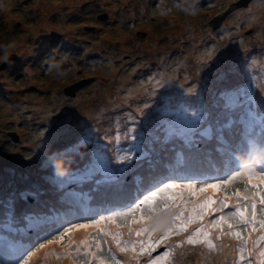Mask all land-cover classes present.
Listing matches in <instances>:
<instances>
[{"label": "rangeland", "instance_id": "rangeland-1", "mask_svg": "<svg viewBox=\"0 0 264 264\" xmlns=\"http://www.w3.org/2000/svg\"><path fill=\"white\" fill-rule=\"evenodd\" d=\"M233 1L236 0H0V43L15 41L23 51L22 55H12L10 62L0 63V161L23 167L13 170L6 165L4 170V164H1L0 184L6 187L13 177H19L10 185L7 197L12 204L17 203L18 196L25 199L18 203L17 210L21 218L31 215V223L27 230L19 226L12 230L11 222H5V225L14 241L27 240L25 235L31 234L30 243L31 240L37 243L23 253L27 255L39 249L40 257L37 258L35 253L28 264L34 259L38 260L37 264L56 263V256L72 253L68 240L52 244L39 241L43 233L54 239L60 232L44 228L43 225L50 221L37 215L45 214L47 210L48 191L60 194L62 189L71 188L82 195L85 202L89 199L87 193L91 196L96 192L98 202L106 201L105 197L116 202L118 194L127 187L125 181L133 176L143 177L140 175L145 168L155 170L151 171L152 178L146 181L148 184L144 182L146 186L144 184L142 190L133 186V198H127L125 202L133 203L137 197L142 198L147 191L169 181L188 183L186 180H164L165 170L159 174L155 169L159 159L163 158L158 151L164 146L180 141L190 146L199 141L208 142L203 130L202 137L194 138L193 132L198 125L185 111L210 113V117H205L208 121L205 128L213 130L221 128L228 118L239 120L244 124L243 132L248 131L245 124L251 126L255 144L264 146V0H251L247 5L237 7L226 16L224 23L212 29L209 20L224 7L229 9ZM104 13L106 16L100 17ZM221 52L229 54V61L237 70L227 80H220L217 75ZM52 56L65 60L66 75L57 77L46 71L43 62ZM81 78L86 80L74 95H66L65 88ZM159 80L166 82L164 88H157L156 81ZM189 88L194 91L190 93ZM236 88H240L242 102L237 105V94L233 92L225 99L228 104L237 106L224 108L218 94L224 89ZM250 96L256 100L255 108L248 103ZM199 105L201 107L197 108ZM58 115L68 118L67 135L48 133ZM28 122L31 127L24 126ZM235 126L230 130L234 131ZM132 128L135 132H129ZM238 144L242 157L239 163L238 158L230 163L231 167L238 165L236 169L225 175L222 171L226 159L218 157L215 160L222 165L221 174L225 175L222 179L240 174L243 160L251 158L249 139L240 137ZM28 145H31V155L25 158L20 148L25 150ZM63 149L68 151L62 152ZM126 154L133 155V160L124 165L110 164L108 160L114 161ZM56 159H63L65 165L70 166L68 177L53 176L52 162ZM176 169L183 171L179 163ZM260 171L261 174L253 175V183H258L257 178L264 176V168ZM42 173L48 178L41 177ZM193 173L206 174L204 171ZM248 175L240 174L229 184L221 185L222 190L213 195V199L219 202L223 196H231L232 211L238 204L247 203L238 201L233 194L237 190L243 194L246 188L249 195L255 191L248 183ZM194 180L199 186L205 182L216 183L219 179ZM99 185L110 187V190ZM112 187L118 190L113 191ZM6 194L0 192V216L3 217H6L3 211L8 210L5 209ZM206 195H212V192L202 195L199 200ZM118 207L110 210L100 204L95 207L93 216L99 218L128 212V207ZM85 208V205L77 208L79 218L89 213ZM8 214L12 218L14 210ZM249 214V211L245 213ZM133 215L139 217L140 213L116 216L111 230L103 229L109 233L118 231L121 244L128 242L129 253H124L128 261L148 264V254L139 252V241L147 240V234L135 235L139 225H132L131 234L128 231ZM214 215L216 213L188 225L186 238L177 237L176 233L181 232L172 231L160 246L164 249L158 252L160 247L157 248L152 258L168 252L162 264H216V250L224 241L216 240L220 235L218 229L210 231L213 247L202 238L198 243H187V237L196 229L207 227ZM51 225L56 226V223ZM242 227L252 230L244 224L233 228L244 234ZM21 229L22 233L19 232ZM159 235L155 234L153 240ZM96 239L103 247L98 250L94 243L93 252L100 258L90 255L89 259L95 261L92 264H100L101 259L104 264H119L116 256L123 252L112 236L100 233ZM72 240L79 243L76 238ZM3 243L0 239L1 246ZM133 243L136 244L135 252L131 250ZM40 244L51 249L46 253L45 247L37 248ZM112 245L115 255L109 249ZM227 253L225 248L219 251L221 256ZM236 254L235 251L231 263L238 260ZM257 263L264 264V257L248 264ZM0 264H3L1 255Z\"/></svg>", "mask_w": 264, "mask_h": 264}, {"label": "snow or ice", "instance_id": "snow-or-ice-1", "mask_svg": "<svg viewBox=\"0 0 264 264\" xmlns=\"http://www.w3.org/2000/svg\"><path fill=\"white\" fill-rule=\"evenodd\" d=\"M221 66L217 69V75L220 80H227L231 76L236 73V69L232 66L229 61V54L225 52L220 53ZM211 58V56L209 57ZM166 82L163 80L156 81L157 88H164ZM188 91L192 93L194 90L189 88ZM235 92L237 94L236 101L237 105H239L243 97L240 95V88L236 89H224L218 95L221 98V103L224 108H231L237 105L228 104L225 99L230 93ZM248 103L252 108L256 106V100L254 96H250L248 99ZM210 113H202L197 110H189V116L191 119L197 122V128L194 130V136H200L202 130L205 128V124L208 123L206 116L210 117ZM68 118L63 117L62 115H58L52 121V127L48 129V133L50 135H67L68 126L67 121ZM204 121V123H201ZM210 131V128H209ZM129 132H135V129H129ZM132 139H135V136H132ZM116 140L119 141V135L116 136ZM110 164H118L124 165L126 162H131L133 160V155H121L114 161L108 159ZM240 174L236 173V176ZM236 176H229L226 179H219L216 183H201L199 186L197 182L189 180L186 184H178L174 182L163 183V186H155L154 190H149L146 194H143L142 198L137 197L135 201H133L134 206L130 205L128 207L127 213H113L111 216H99V218H93L89 220L87 223H77L73 224L70 227H65L63 231L59 233V236L54 239L48 240L47 244H52L62 240L65 235L72 233L74 230L78 229H88L95 228L97 234L103 233L104 236H112V239L116 241L117 246L120 247L122 252L129 251L128 242H124L121 244L120 242V233L117 231L115 234L104 231L101 225L108 221L110 223H115L116 216H127L129 213H137L139 212V217L133 215L132 220L128 224L129 234L133 232L132 225H139L140 227L135 230V235L137 237H142L147 234V240L139 241V252L147 253L150 259L148 260V264H162L164 260H166L168 256V252L163 253V255H157L152 258V253L157 250L164 243L169 234L172 231H186L188 225L193 222H201L204 220L206 216L210 213H220V215L215 216L207 227H200L196 229L191 235L187 237V243L194 244L201 241L207 243L209 247H213L210 237L211 229H218L221 234H223L224 226L227 225V228L230 230L229 235L235 236L238 239H244L241 237L240 231H236L233 229V225L228 222L227 217L238 218L239 222L247 225L252 229L253 232L259 230L262 234L259 238L254 241L255 244H259L260 242H264V208L260 209L261 218L257 220V200L259 198V203L264 205V176L258 177V183H253V175H248V183L251 185L252 191L251 194H248V190L246 188L245 193H241L239 191L235 192L233 195L238 199V201H246L247 203L238 204L235 206V210H230L229 201L232 199L231 196L225 195L222 199H219V202L216 199H213V195L221 190V185H227L232 180L236 178ZM212 192V195H206L205 198L200 201L199 197ZM214 204H218L216 208L212 206ZM143 206V207H142ZM251 208L250 215H245L248 208ZM147 209V211H146ZM226 209H229L225 212ZM185 213L188 215L185 216ZM257 224L259 225V229H257ZM119 227V225L117 226ZM246 230V229H245ZM159 233L160 235L153 240V236ZM251 233H249V236ZM95 239V238H94ZM246 242V241H245ZM72 241L69 240V247L72 245ZM80 245L84 246L86 249L90 248L91 245L88 241H81ZM45 244H40V248L45 247ZM95 246L99 250L101 246V241L99 239H95ZM39 249H37L38 251ZM80 247L77 246L76 251L79 252ZM132 251H136V244L133 243L131 247ZM34 252H28L27 255H23L19 258L15 264H28L29 259ZM71 254V253H69ZM91 256L95 257V252L89 253ZM259 255L264 257V250H262ZM243 259V257H241ZM100 264H104V261L101 259Z\"/></svg>", "mask_w": 264, "mask_h": 264}, {"label": "trees", "instance_id": "trees-1", "mask_svg": "<svg viewBox=\"0 0 264 264\" xmlns=\"http://www.w3.org/2000/svg\"><path fill=\"white\" fill-rule=\"evenodd\" d=\"M225 9H226V7H224L218 13L224 11ZM222 23H224V21ZM20 72H21V70H20ZM200 107H201V105H199L197 108H200ZM185 114L189 115V111H185ZM24 126L25 127L26 126L31 127L30 122L24 123ZM234 126H235L234 131H231L230 129L233 128ZM243 128H244V124L239 122V120H235L233 118H228L224 122L223 126L221 128H219V129H216V130L210 129V131H209V128H205L203 130L205 138L208 139L207 143H200V141H199L198 143L194 144V146H190L187 143H185L183 141H180V142H177V143H173V144L164 146L163 148L159 149V151H158V155H161V157H164V158H161L163 161L161 159H159L162 162V164L159 161L157 162V164L155 166L156 167L155 169H157L156 172H159L160 170L161 171L165 170L164 177H163L164 180H169V179L179 180L178 173L176 172V166H177V164L179 162H183L184 164L188 163V164H185V165H186V169H188L190 171H191V167H190L191 165L192 166H194V165H196V166L202 165V166H204V170L209 168L207 172L210 173V174H213V176L215 178L218 177L217 175L222 176V174H221L222 165L218 164L217 162H215V160H217L218 157L219 158L222 157L223 159H226L227 161L230 160L231 158H233V155H231L227 151V149L229 148V150H230V147L233 144L237 143V140L240 137H244L245 139H249V141L251 140V141L255 142V140L253 139V133L251 131H248L247 133H244L243 132ZM5 137L7 138V136H5ZM200 137H202L201 134H200V136H194V138H196V139H199ZM256 144H258V142H256ZM22 148H20V152L22 153V155L25 158L29 157L31 155V150H30L31 149V145H28L27 147L25 146L24 148H27L25 150H23ZM165 152H167V154ZM169 153H172V154L170 155ZM167 156H169V157H167ZM237 156L240 157V152H237ZM165 157H167V159ZM171 157H173L174 159L171 158ZM231 160L233 161L234 159H231ZM172 161H174V162H172ZM1 164H4V163L0 161V166H2ZM224 164L226 165L224 168L228 169L227 168V165H228L227 162H224ZM6 165L9 166L10 168H12L13 170L14 169L23 168L21 166V164H20V166H12V165H10V162H7V163H5L3 165L4 166L3 167L4 170H5V166ZM165 167L167 169H165ZM0 169H1V167H0ZM147 169L148 168H145L142 171V174L140 176L144 177L147 174H148V176H145L144 178L143 177L134 178V176H133L129 180L125 181V184L128 187H125L123 189L124 191L122 190L121 193L119 194V196L122 195V194H124V195L126 194L124 196L125 200L127 198L128 199L129 198L130 199L133 198V195H134V194H132L133 193L132 192L133 186H135L138 189L142 190V185H140V184H142V183L144 184L145 181H149L152 178V177H150L151 176V171L147 170ZM216 169H218V170H216ZM27 170H29V168ZM49 171H51L50 168H49ZM43 176L45 178H48L47 174L42 173L41 177H43ZM224 176L225 175H223V177ZM16 178H19V177H16V176L13 177L12 180H11L12 182L8 183L6 187H5V184H0V188L2 189V191H5L7 193L6 194V203H5L6 206H5V209L6 208L8 209L7 211H3V213L5 214L6 217H3V216L1 217L0 216V220H1L0 221V238L2 240H4L3 246L0 249V252H1L0 255H1L2 259H3L4 255H7V253L11 252L12 249L10 248V245L12 243H14L13 242L14 240L9 238L8 234H9L10 229L5 225V222H7V223L11 222L12 223V226H13L12 230H16L17 228H14V227H17V226L22 227L24 230H27L28 229V224L31 223V215L30 216H26L23 219V217L22 218L19 217L20 214L18 213V211H16L17 207H19V206H17L18 203L19 202L21 203L22 201H25V199L20 197V196H18L19 200L17 201V203L16 204H12L11 201L7 197V195L10 194V190H11L10 185L13 184L16 181ZM144 179H146V180H144ZM142 180H143V182H142ZM169 182H172V181H169ZM128 183H130V184H128ZM4 188H6V189H4ZM7 188H9V189H7ZM126 188H128V189H126ZM112 189H113V191H116L115 187H112ZM221 190H222V188H221ZM2 191L0 190V192H2ZM49 196H51V195H49ZM119 199H120V197H119ZM256 199L258 200L257 204H259V207L257 208V220H259L261 218L260 209L264 208V205H261L259 203V198L258 197ZM91 200L97 201L95 196H92ZM48 209H49V211H51V207H49ZM12 210H14L13 217L9 218L8 212L9 211L12 212ZM247 211H249L251 213V209H248ZM212 214L213 213H210L208 216L211 217ZM218 215H220V213H216V215H214V217L218 216ZM20 218H21V221H19ZM207 219L211 220L210 218H207ZM227 219H228V221L230 220V222L231 221L234 222V224H232L234 228L235 227L237 228L240 225L242 226V224L239 222L238 218L230 217V219H229V217H227ZM112 224L113 223H110V222H108V223L104 222L101 225V227L102 228L107 227V228H109L111 230ZM68 227H70V226H68ZM257 229H259V226L257 227ZM78 230H74L73 231V232H75V233H77L79 235L82 234V236H78L79 237V241L78 242H80V240L88 241V243L91 245L90 248H88V249L85 248L86 249L85 255H87L90 252H92V250H93L92 243L89 241V236H91L92 233L95 232L96 230H95V228L78 229ZM234 230H236V229H234ZM242 230H243V232H245L244 234H241V237H243L244 239H238L235 236L229 235L228 233H229L230 230L227 228V226H224L223 234L220 233V235H218V237L216 238V240H220V241L224 240V241H222V243L218 246V249L216 250V252H217L216 253L217 263L216 264H229V263H231L230 259L234 256L235 251L237 252L236 256L238 257V260L236 262H234V263H231V264H248V263H252L253 261H256L259 257H261L259 255V253L262 250H264V242H260L259 244H255L254 241H256L262 233L259 230L255 231V232H253L252 230H248L247 228L245 230L243 227H242ZM22 231L23 230L21 229L19 232L22 233ZM179 232H181V233H176L178 235L177 237H185L186 238V236H187L186 231H179ZM112 233L115 234L114 231H112ZM249 233H251L250 236H249ZM157 234H159V233H157ZM42 235L43 234H41V236ZM65 236H67V235H65ZM25 238L30 239L31 238V234H26ZM74 241H76V240H73L72 248H73L74 251H76L77 246L74 244ZM237 242H238V244H237ZM16 247L12 251L14 254L16 252ZM79 247H80V245H79ZM81 247H83V246L81 245ZM112 248H113V245L111 246V251H112V253H115V250L112 249ZM223 248H225V251L228 252L227 255H225V256H221L219 254V251L222 250ZM124 253H126V252H123V255L119 254V256H116L117 262L119 264H122V259L125 257ZM127 253H129V251H127ZM77 255L78 254L74 253L73 257L71 258V261L70 260H67V261H70V263H72V264L73 263L76 264L77 262H75V260L77 259ZM241 257H243V259ZM128 260H129V258L125 257V262L123 264H134V262H132V261L130 262ZM183 264H189V263H183Z\"/></svg>", "mask_w": 264, "mask_h": 264}, {"label": "clouds", "instance_id": "clouds-1", "mask_svg": "<svg viewBox=\"0 0 264 264\" xmlns=\"http://www.w3.org/2000/svg\"><path fill=\"white\" fill-rule=\"evenodd\" d=\"M217 13H215V15ZM14 54L15 55H22L23 54L22 49H20L18 47V45L15 41L0 43V63L10 62L11 57ZM43 63L46 65V71L49 74H54L57 77H62L64 75H66V69L64 68L65 60L63 58L58 60L54 56H52V57L47 58ZM26 72H28V74H31L28 69H26ZM247 129H248V131L252 132L251 126L246 127V124H245V130L247 131ZM239 140H240V138L237 140V143L233 144L231 146L230 150L228 151L231 155H233V158H231V159L238 158V163H239V158H241L242 154H243L239 148V144H238ZM249 145H250V151H251V158L250 159L247 158V159L243 160V162H242V169L243 170L240 172V174L259 175V174H261L260 170L262 168H264V146L255 144V142H253V141H249ZM61 151L67 152L68 149H63ZM237 152H240V157L237 156ZM49 159H51V156H49ZM231 159L229 162H232ZM179 164H180V162H179ZM236 166H238V165H236ZM182 168H183V171H179L176 169V172H180V173L187 172L188 174H191V173L196 172V171H203L204 170V169H198V168L193 167V168H191V171H190L188 169L185 170L184 167H182ZM227 168L228 169H227L225 175L227 173L231 172V170H232V167L230 166V164H228ZM70 172H71L70 166H66L65 161L63 159H56L52 162V174L54 177H58V178L68 177ZM183 175H185V174L183 173ZM193 179H194L193 177L190 178V180H192V181H193ZM99 187H103V186L99 185ZM49 195H51V196H49ZM87 195L89 196V199L87 200V202H85L83 199V196L80 194L74 193L71 188L62 189L60 191V194H54L53 191H48L46 194V198H45V199H48L50 201L49 204L47 203L48 204L47 210L45 211V214H42L43 213L42 212V213L37 214V215L39 218L49 220L50 224L45 223L44 225L43 224H41V225H43L44 228H46L48 230L61 232V231H63V229L65 227H68V226H71V225L77 224V223H87L89 220L93 219L94 218L93 211L95 210V207L100 205V204L105 205L110 210L114 209V207H116V206H119L117 209H124V208L128 207L130 204H133L132 202H125L126 200L124 199V196H125L124 194L120 195L119 196L120 201H119V197H118L116 202H112L111 199H109L108 197H105L106 201H102V202H98V200L93 201V200H91V197L95 196V198H96V195L90 196L88 193H87ZM95 203H97V204H95ZM80 205L86 206L85 209H86V211L89 212L86 217L85 216L82 218L78 217L79 212L77 211V208ZM55 206H57V209H55ZM49 207H51V211H49V209H48ZM16 211H18V210H16ZM146 211H147V209H146ZM68 217H71V219L69 221H67V222L62 221L63 219L68 218ZM105 222L108 223V221H105ZM51 223H56V226L51 225ZM53 227H55V228H53ZM96 235H97V232L95 231L92 233L91 236H89V241L92 243V246L95 243ZM57 236H59V235H57ZM78 236H80V235L75 233V232H72V233L68 234L67 236H64L63 239H65V241L71 240L73 242L72 238H76L79 240ZM51 239H53V238H49L48 234L43 233V235L41 236L39 241H48ZM81 241H83V240H80V242ZM13 242L14 243H12L10 245V248L12 249L11 252L7 253V255H4V257L2 259L3 264H14L16 259H18L21 255H23V253L29 247L32 248L35 244H37V243L33 242L32 240L30 243L29 239L22 240L19 242H18V240H15ZM80 242L77 244L76 241H74V244L76 246H79ZM39 246L40 245H38L37 248H39ZM15 247H16V252L14 254L12 251L14 250ZM100 247H103V246H100ZM1 248H2V246L0 244V249ZM45 248H46V251H45L46 253L49 251V249H51V247H45ZM69 249L72 252L71 254L58 255V256H56V261H55L56 263H49V264H72V263H70V261L74 255V253L78 254L77 259L75 260V262H77L76 264H92L95 262L92 259H89L90 254L85 255L86 249L84 246L81 247V245H80L79 252L74 251L72 248V245H71V247H69ZM109 249H111V247H109ZM92 252H93V250H92ZM34 253L38 254L37 258L40 257V252L36 251ZM113 254L115 255V253H113ZM98 258H100V256H96V259H98ZM67 260H70V261H67ZM257 264H259V263H257Z\"/></svg>", "mask_w": 264, "mask_h": 264}, {"label": "water", "instance_id": "water-1", "mask_svg": "<svg viewBox=\"0 0 264 264\" xmlns=\"http://www.w3.org/2000/svg\"><path fill=\"white\" fill-rule=\"evenodd\" d=\"M249 1L251 0H236V1H233L231 2L229 5H230V8L229 9H225L224 11L214 15L210 20H209V26L213 29V28H216L218 27L219 25L222 24V22L224 21V19L226 18L227 15H229L233 10H236L237 7H242L244 5H247L249 3ZM106 16V13L104 14H101L100 17H104ZM3 64H6V63H3ZM86 80V79H85ZM85 80L83 79H80L79 81H77L75 84H72L70 85L68 88L66 87L65 90H64V93L66 95H69V96H72L74 95V91L80 87L81 84H83L85 82ZM17 133H15L14 135H16ZM12 136V135H11ZM164 247H160L157 251H161L163 250Z\"/></svg>", "mask_w": 264, "mask_h": 264}, {"label": "bare ground", "instance_id": "bare-ground-1", "mask_svg": "<svg viewBox=\"0 0 264 264\" xmlns=\"http://www.w3.org/2000/svg\"><path fill=\"white\" fill-rule=\"evenodd\" d=\"M49 135H50V134H49ZM171 151H172V150H171ZM165 153L167 154V152H165ZM191 153H192V152H191ZM169 154L171 155L172 153H169ZM169 154H168V155H169ZM170 155H169V156H170ZM169 156H167V157H169ZM174 156H175V155H174ZM167 157H165V158L167 159ZM163 158H164V157H163ZM171 158H173V157H171ZM173 159H174V158H173ZM161 160H162V159H161ZM162 161H163V160H162ZM167 161H168V160H167ZM159 162H161V161H159ZM172 162H174V161H172ZM166 163H167V162H166ZM166 163H165V164H166ZM161 164H162V162H161ZM167 164H168V163H167ZM168 165H169V164H168ZM165 169H167V168L165 167ZM147 170H149V169H147ZM156 170H157V169H156ZM150 171H153V170H150ZM154 171H155V170H154ZM154 171H153V172H154ZM160 171H161V170H160ZM17 172H18V171H17ZM17 172H16V173H17ZM162 172H163V171H162ZM158 173H159V172H158ZM160 173H161V172H160ZM160 173H159V174H160ZM159 174H158V175H159ZM145 176H148V174L145 175ZM145 176H144V177H145ZM144 177H143V178H144ZM146 178H147V177H146ZM144 180H146V179H144ZM142 182H143V180H142ZM142 182H141V183H142ZM145 182H146V181H145ZM132 183H133V182H132ZM146 183L148 184L149 182H146ZM146 183H144L145 186H146ZM128 184H130V183H128ZM139 184H140V183H139ZM144 184L142 183V186H144ZM140 185H141V184H140ZM126 186H127V185H126ZM147 186H148V185H147ZM104 187H105V186H104ZM104 187H101V188H104ZM127 187H128V186H127ZM136 188H137V187H136ZM145 188H147V187H145ZM107 189L110 190V187L107 188ZM126 189H128V188H126ZM129 189H130V188H129ZM102 190L104 191V189H102ZM115 190H118V189L116 188ZM120 190H121V188H120ZM123 191H124V190H123ZM100 192H102V191H98V193H100ZM106 192H107V191H106ZM119 192H120V191H119ZM132 192H133V190H132ZM95 193H96V192H94V194H95ZM104 193H105V192H104ZM94 194H93V195H94ZM96 194H97V193H96ZM114 194H116V193H114ZM132 194H133V193H132ZM97 195H98V194H97ZM99 195H102V194H99ZM125 195H126V194H125ZM96 197H98V196H96ZM104 197H105V196H104ZM99 198H100V197H99ZM101 198H102V197H101ZM116 198H118V197H116ZM21 201H22V200H21ZM19 205H20V204H19ZM35 205H36V204H35ZM35 205H34V206H35ZM20 206H21V205H20ZM38 206H39V205H38ZM38 206L35 207V208H38ZM40 206H41V205H40ZM0 208H1V207H0ZM21 209H22V208H20L19 210H21ZM33 210H34V209H33ZM35 210H37V209H35ZM35 210H34V211H35ZM38 210H39V209H38ZM21 212H22V211H21ZM21 212H20V213H21ZM38 212H39V211H38ZM18 213H19V212H18ZM1 216H2V215H1ZM23 216H26V215H24V213H23ZM17 217H18V216H17ZM19 217H20V216H19ZM23 219H24V217H23ZM23 219H22V220H23ZM19 221H21V218H20ZM78 231H79V230H78ZM79 233H80V232H79ZM80 236H82V234H80ZM80 239H81V238H80ZM37 262H38V260H35V259H34V261H33L31 264H37Z\"/></svg>", "mask_w": 264, "mask_h": 264}]
</instances>
